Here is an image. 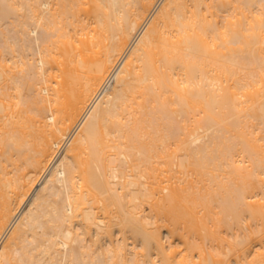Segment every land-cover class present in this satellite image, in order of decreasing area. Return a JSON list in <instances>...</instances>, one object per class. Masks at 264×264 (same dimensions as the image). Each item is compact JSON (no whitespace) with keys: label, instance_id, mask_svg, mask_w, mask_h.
<instances>
[{"label":"bare ground","instance_id":"1","mask_svg":"<svg viewBox=\"0 0 264 264\" xmlns=\"http://www.w3.org/2000/svg\"><path fill=\"white\" fill-rule=\"evenodd\" d=\"M0 264H264V0H0Z\"/></svg>","mask_w":264,"mask_h":264}]
</instances>
